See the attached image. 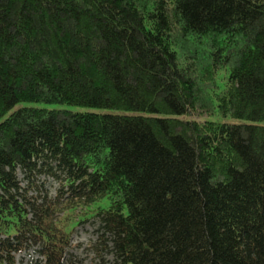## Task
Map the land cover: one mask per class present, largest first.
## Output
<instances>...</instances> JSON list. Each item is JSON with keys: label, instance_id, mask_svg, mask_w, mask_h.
<instances>
[{"label": "trees", "instance_id": "1", "mask_svg": "<svg viewBox=\"0 0 264 264\" xmlns=\"http://www.w3.org/2000/svg\"><path fill=\"white\" fill-rule=\"evenodd\" d=\"M90 219L104 264H264V0H0V264Z\"/></svg>", "mask_w": 264, "mask_h": 264}, {"label": "rangeland", "instance_id": "2", "mask_svg": "<svg viewBox=\"0 0 264 264\" xmlns=\"http://www.w3.org/2000/svg\"><path fill=\"white\" fill-rule=\"evenodd\" d=\"M26 105L48 106L41 103H26ZM193 117L198 119L197 116ZM46 181L45 187L47 188V191L49 194H53L56 184L49 179ZM99 236L100 232L97 231V224L94 220L90 219L80 223L75 228L70 238V248H68V253L71 255V264H104L103 260L105 263L106 261H110L112 255H109V253L99 248ZM36 257V252L33 251V249H29L21 253H17L14 258V263L31 264V260Z\"/></svg>", "mask_w": 264, "mask_h": 264}]
</instances>
